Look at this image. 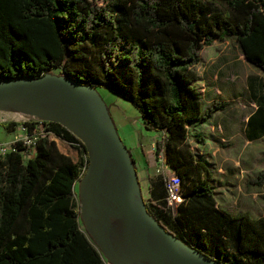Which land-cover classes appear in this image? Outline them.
I'll return each instance as SVG.
<instances>
[{
	"label": "trees",
	"instance_id": "trees-1",
	"mask_svg": "<svg viewBox=\"0 0 264 264\" xmlns=\"http://www.w3.org/2000/svg\"><path fill=\"white\" fill-rule=\"evenodd\" d=\"M231 37L264 73V0H0V79L58 70L133 103L181 180L173 209L164 177L151 179L146 201L156 221L213 258L264 264V215L220 207L214 169L189 141L191 123L228 105L203 109L200 53ZM254 90L250 140L264 137V79ZM46 124L51 133L33 157L21 143L0 157V264H107L76 210L84 154L89 163L84 143L60 122Z\"/></svg>",
	"mask_w": 264,
	"mask_h": 264
},
{
	"label": "rangeland",
	"instance_id": "rangeland-1",
	"mask_svg": "<svg viewBox=\"0 0 264 264\" xmlns=\"http://www.w3.org/2000/svg\"><path fill=\"white\" fill-rule=\"evenodd\" d=\"M200 54L201 61L196 65L199 78L197 85L202 96H204L205 108L212 107L215 102L228 104L224 109L216 111L211 118L213 124L210 123L206 126L214 133L221 134V137L217 139L218 142L216 141L217 143L204 149L219 183L218 203L220 207L233 214L248 212L255 217L263 216L264 181L258 183L256 180H259L260 174L264 172V137L250 140L247 137V121L248 116L256 109L255 99L253 100L250 93L251 80L252 78L260 80L264 73L247 61L235 37L225 41H215L212 45L205 46ZM53 73L58 74V70ZM131 105L137 108L133 103ZM34 119L40 118L33 116L16 117L10 109H0V141L12 139L18 133V126L15 129L7 130L3 124L30 122ZM193 129L191 131H194ZM126 137L129 142L131 136L127 135ZM157 138V141L162 140V136H157ZM83 156L82 176L86 170L87 159L85 154ZM156 166V160L155 162L153 160L152 166H149L148 173L145 175L146 177L142 176V193L146 199H148V194L147 185L144 181L148 175L163 176L162 173L156 172ZM168 170V175H172L173 170L171 168ZM74 199L76 210L78 213L80 212L81 228L90 238L94 239L83 216L81 180L75 185ZM108 239L102 238L101 240L107 246L117 248L116 251L118 252L122 253L129 246L127 241L116 246L114 239ZM92 241L100 249L105 261L109 264L108 257L97 242ZM131 245L132 242L130 247Z\"/></svg>",
	"mask_w": 264,
	"mask_h": 264
},
{
	"label": "water",
	"instance_id": "water-1",
	"mask_svg": "<svg viewBox=\"0 0 264 264\" xmlns=\"http://www.w3.org/2000/svg\"><path fill=\"white\" fill-rule=\"evenodd\" d=\"M59 87L72 90L75 93L81 112V122L76 124L69 119L58 116L44 120L60 122L73 131L84 143L85 151L89 156V163H87L85 174L81 178L82 210L84 211V188L87 179L94 171L96 160L114 173L115 176L124 178L128 187L126 200L122 203L115 200L114 207L122 214L134 213L131 228V247L129 245L122 253L118 252L107 246L97 234L89 229L94 240L110 261L113 264H234L213 258L196 247L187 244L182 239L175 237L152 216L142 193L138 170L132 159L131 151L123 141L106 103L98 92V88L81 83L64 74L52 72L38 77L2 78L0 79V105L12 100H21L29 91L39 88L52 90ZM49 102L51 103L52 100H49ZM98 106H101L102 111L109 119L110 129H98ZM107 138L113 141L122 156V162H113L104 153L101 142ZM140 219L146 221L148 226V233L144 239L138 236L137 227ZM158 228L166 234L168 240L163 241L158 237L156 230Z\"/></svg>",
	"mask_w": 264,
	"mask_h": 264
},
{
	"label": "bare ground",
	"instance_id": "bare-ground-1",
	"mask_svg": "<svg viewBox=\"0 0 264 264\" xmlns=\"http://www.w3.org/2000/svg\"><path fill=\"white\" fill-rule=\"evenodd\" d=\"M49 100H52V102L50 103ZM98 107V129H110L109 119L102 111L101 106ZM2 108L10 109L16 117L21 118L33 116L40 119H50L58 116L69 119L76 124L81 122V112L75 93L63 87L53 88L52 90L39 88L29 91L21 100H12L0 105V109ZM101 146L110 160L116 163L122 162V156L111 139L107 138L102 141ZM94 163V171L87 179L84 188L83 214L88 227L100 239H114L116 246L125 241L130 245L134 213L122 214L114 207L115 200L121 203L126 200L128 187L125 179L115 176L114 173L102 166L97 160ZM137 228L138 236L141 239L146 238L148 233L146 221L140 219ZM156 230L161 240H168L162 230L159 228ZM114 250H117V248Z\"/></svg>",
	"mask_w": 264,
	"mask_h": 264
},
{
	"label": "crops",
	"instance_id": "crops-1",
	"mask_svg": "<svg viewBox=\"0 0 264 264\" xmlns=\"http://www.w3.org/2000/svg\"><path fill=\"white\" fill-rule=\"evenodd\" d=\"M263 79L264 76L263 78H260V80H257V82H256V78H252L251 80L250 93L253 96V100L255 99L254 89H257V85L260 84L261 81H263ZM198 80L196 81V85ZM98 90L109 109V112L117 126V129L120 132L123 141L125 142L129 150L131 151L133 157L135 158V164L137 166L140 183H141L142 176H145L146 173H148V168L152 166L153 160L154 162L156 160V165H157L156 167L158 168L157 159L159 157V154L156 152V142L158 139L157 138L158 134L155 131L149 130L145 127L144 120L140 111L138 110V108L133 107L130 101L119 96L110 89L98 88ZM202 102H203V109L207 110L208 108H205L204 96ZM254 102L256 103V101ZM255 108H257V104ZM250 115L248 116V120ZM211 118H209L206 121H196L189 125V131H190L189 141L192 145V148L194 149L198 157L205 159L210 165L212 164L209 161L206 152H204V149H207L211 145L217 143L218 142L217 139L221 137L220 133L216 134V132L214 133L213 131H211V129L206 128L207 125L212 123ZM135 122L136 124L134 125ZM192 128H194L193 129L194 131H191ZM127 135H129V137L130 136L132 137V139L130 137L129 142L127 141V137H126ZM6 140H1L0 142H4ZM157 168H156V172H157ZM173 173H175L174 170ZM155 176H156L155 174H151V176L148 175V178L146 179V181H144L145 184L147 185V190H146L148 194L147 198L150 197V181ZM177 205L175 206V209ZM108 260H109L108 261L109 264H113V262H111L109 258Z\"/></svg>",
	"mask_w": 264,
	"mask_h": 264
},
{
	"label": "built area",
	"instance_id": "built-area-1",
	"mask_svg": "<svg viewBox=\"0 0 264 264\" xmlns=\"http://www.w3.org/2000/svg\"><path fill=\"white\" fill-rule=\"evenodd\" d=\"M44 122L48 123L49 121L44 119H34L29 122L30 124H26L25 122L19 124L17 129L18 133L14 138L0 142V157H5L12 151H18L19 143L23 146L22 152L25 154L26 158L33 157L36 153L39 140L51 133L47 129V124L41 126ZM157 164V173H162L165 179L168 193V206L175 209V206L182 201L180 194L181 180L175 173L168 175V169L170 166L164 160L162 152L159 154Z\"/></svg>",
	"mask_w": 264,
	"mask_h": 264
}]
</instances>
